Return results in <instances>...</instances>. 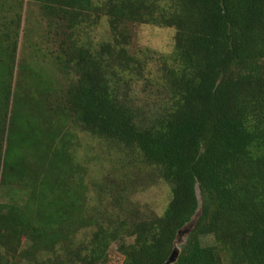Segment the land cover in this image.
I'll return each instance as SVG.
<instances>
[{"label":"trees","instance_id":"obj_1","mask_svg":"<svg viewBox=\"0 0 264 264\" xmlns=\"http://www.w3.org/2000/svg\"><path fill=\"white\" fill-rule=\"evenodd\" d=\"M28 2L71 30L51 60L62 122L169 195L146 214L130 183L95 212L54 150L51 88L17 65L24 1L0 0V264H264V0ZM103 19L108 41H81ZM136 25L173 29L172 52L131 53Z\"/></svg>","mask_w":264,"mask_h":264},{"label":"rangeland","instance_id":"obj_2","mask_svg":"<svg viewBox=\"0 0 264 264\" xmlns=\"http://www.w3.org/2000/svg\"><path fill=\"white\" fill-rule=\"evenodd\" d=\"M22 23L17 45V65L19 68L30 71L33 79L51 88V97L48 104L41 108L49 107L54 117L53 124L60 131V138L55 143L54 150L63 149L67 158L75 169L71 178L84 193H88L91 205H95V212L105 213L104 209L110 198V193L118 194L117 189L129 185L127 197L141 210L148 214L153 212L161 214L168 200L169 187L162 180L151 182L146 177L148 169L140 173L130 158H124L119 153L120 149L109 143L91 137L72 122H62L63 113L59 101L62 96L64 79L51 64L52 56L57 54V47L62 39H67L71 32L66 20L56 17H45L40 7L28 0H23ZM99 2L100 0H94ZM133 40L130 52L140 57L142 51L150 50L158 54H170L174 47V30L159 28L152 25H136L132 28ZM79 38L83 42L90 41L95 46H100L108 41L106 19L100 21L90 30L79 31ZM150 70L156 69L155 62L149 65ZM23 75L19 71V77ZM27 80L29 84L34 82ZM140 90V88H139ZM135 91V92H134ZM131 94H138L135 89ZM59 108V110H58ZM65 120V119H64ZM131 188V189H130ZM131 191V194H130ZM119 195V194H118ZM130 195V196H129ZM126 197V196H125ZM7 200V199H6ZM122 203V199L118 200ZM82 234L79 235L81 237ZM184 241L181 236L177 247ZM113 253V252H111ZM112 261V259L110 260Z\"/></svg>","mask_w":264,"mask_h":264},{"label":"water","instance_id":"obj_3","mask_svg":"<svg viewBox=\"0 0 264 264\" xmlns=\"http://www.w3.org/2000/svg\"><path fill=\"white\" fill-rule=\"evenodd\" d=\"M189 232L188 229H184L178 232V239L181 236H184L185 234H187ZM179 255V250L177 248H174V250L172 251L171 255L169 256V258L167 259V261L164 264H174L178 258Z\"/></svg>","mask_w":264,"mask_h":264}]
</instances>
